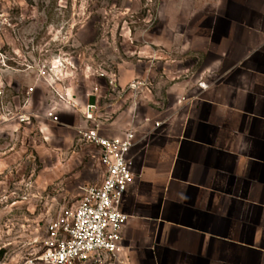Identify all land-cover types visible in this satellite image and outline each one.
I'll return each mask as SVG.
<instances>
[{"label":"crops","instance_id":"0c3cea01","mask_svg":"<svg viewBox=\"0 0 264 264\" xmlns=\"http://www.w3.org/2000/svg\"><path fill=\"white\" fill-rule=\"evenodd\" d=\"M183 35L162 40L178 48L156 75H139L155 83L146 98L127 91L135 76L108 105L127 104L108 134L137 132L110 264H264V0H219Z\"/></svg>","mask_w":264,"mask_h":264},{"label":"rangeland","instance_id":"374dc122","mask_svg":"<svg viewBox=\"0 0 264 264\" xmlns=\"http://www.w3.org/2000/svg\"><path fill=\"white\" fill-rule=\"evenodd\" d=\"M218 2L0 0V264H46L38 257L48 221L72 212L82 187L102 177L77 137L86 106L97 103L108 124L127 107L107 111L125 95L120 81L156 75L162 54L169 61L178 48L165 52L162 40L185 36Z\"/></svg>","mask_w":264,"mask_h":264},{"label":"built area","instance_id":"2783aa9c","mask_svg":"<svg viewBox=\"0 0 264 264\" xmlns=\"http://www.w3.org/2000/svg\"><path fill=\"white\" fill-rule=\"evenodd\" d=\"M202 89L205 82H198ZM117 90V89H116ZM127 91L136 99L151 92L144 81L128 84ZM97 103L83 111L84 125L77 129L78 141L93 149L102 177L99 183L82 187L75 209L64 217L51 218L46 227V249L38 257L46 264H86L99 262L101 256L116 257L122 250V230L128 216L120 209L124 193L135 174L129 153L137 141L131 125L112 135L97 117ZM54 119H57L53 115ZM145 122H151L149 117ZM160 122H153L154 127Z\"/></svg>","mask_w":264,"mask_h":264}]
</instances>
